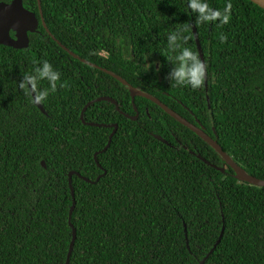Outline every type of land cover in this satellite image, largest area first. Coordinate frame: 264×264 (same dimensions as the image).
I'll return each mask as SVG.
<instances>
[{"label":"trees","instance_id":"16d2710c","mask_svg":"<svg viewBox=\"0 0 264 264\" xmlns=\"http://www.w3.org/2000/svg\"><path fill=\"white\" fill-rule=\"evenodd\" d=\"M22 1L39 25L28 33V47L0 45V264H65L69 171L91 182L71 176L76 237L68 264H198L221 231L203 264H264V186L234 178L206 142L152 101L134 98L135 120L107 101L85 109L86 122L117 124L96 164L93 155L112 126L84 124L80 112L109 96L134 115L128 89L58 46L40 22L37 0ZM39 2L46 28L66 48L201 125L247 173L264 180L262 8L231 0L227 24H197L185 0ZM209 2L222 10L226 0ZM190 23L181 46L198 53L196 35L206 64L195 90L170 85L172 65L164 57L175 55L166 48L167 34ZM44 59L63 83L42 103L46 114L17 88L22 73Z\"/></svg>","mask_w":264,"mask_h":264},{"label":"water","instance_id":"95a60500","mask_svg":"<svg viewBox=\"0 0 264 264\" xmlns=\"http://www.w3.org/2000/svg\"><path fill=\"white\" fill-rule=\"evenodd\" d=\"M251 2H253L254 4L258 5L260 8H262L264 10V0H250ZM37 4H38V9H39V16H40V22L42 24V26L44 27L46 33L52 38V40L56 41L57 45L60 46L63 50L67 51L71 56H73L76 59L81 60L83 63L91 66V67H96L100 70H102L103 72L107 73L108 75L112 76L113 78H115L117 81H119L121 84H123L127 89H128V93L130 95L131 98V102L133 105V110H134V115H128L126 113H123L119 107H118V103L116 100L112 99L109 96H99L97 98H94L90 101H88L82 108L81 112H80V119L82 121V123L90 125V126H103V127H109L112 126V130L109 133L108 136V140L106 145L101 149L98 150L97 152L94 153L93 157L94 160L96 162V164L98 166L99 163L97 161V154L103 152L104 150H106L110 144L111 141V137L113 136V134L115 133L116 129H117V124H112V125H108L105 123H95V122H86L85 119L83 118V113L85 111V109L93 104L94 102H99V101H107L110 102L114 105L115 109L123 114L126 117H129L131 120H135L138 117V111L137 108L134 105V98L136 96H141L143 98H146L150 101H152L153 103H155L157 106H159L165 113H167L168 115H170L172 118H174L177 122H179L180 124H182L183 126L187 127L189 130H191L194 134H196L199 138H201L204 142H206L207 145H209L221 158V160L224 162L225 165L229 166L232 170H233V176L234 178H236L239 181H243V182H247L249 184L252 185H256V186H264V180L263 179H259L256 178L252 175H250L249 173H247L240 165H238L226 152H224L221 148V146L217 143L216 139L212 138L211 136H209L203 129V127L201 125H195L191 122H189L188 120H186L185 118L181 117L179 114H177L175 111H173L172 109H170L167 105H165L164 103H162L158 98H156L155 96L144 92L140 89H138L137 87L132 86L130 83H128L125 79H123L122 77H120L119 75L105 69L102 67H99L97 65H95L94 63H91L89 61H86L84 59H81L80 57H78L75 53H73L72 51H70L68 48H66L62 43H60L58 40H56V38L49 32V30L46 28V25L43 21L42 18V13H41V9H40V2L39 0H37ZM38 25H39V19L36 17V14L25 8L23 5V1L22 0H12L11 4H6L3 2H0V45H4V46H9L15 49H23L28 47L29 45V37H28V33L31 32H36L38 29ZM195 37V42H196V46H197V51L199 53L200 58L203 60V56L201 54V47L199 45L198 39L196 37V35H194ZM35 105V104H34ZM43 114H46L42 104L40 105H35ZM154 138H156L157 140H160L161 142L165 143V144H169L164 138H162L160 135L157 134H153ZM198 158H200L202 161H204L206 164H210L208 161H206L205 159H203L200 155L197 156ZM41 165L44 167V161H41ZM214 168H216L217 170L223 172L224 171V167H217L215 165H211ZM76 174L79 177H82L79 173L74 172V171H69L68 172V184H69V188H70V193H71V197H72V205L70 207L69 210V218H68V222L69 225L71 226L72 230H71V241L69 244V249H68V253L66 256V261L65 264H68V260H69V255L71 253L72 250V246L76 237V231L75 229L72 227L71 223H70V215H71V211L74 207L75 204V200H74V191L71 185V176L72 174ZM104 173V172H103ZM85 181L87 182H91V180H89L86 177H82ZM99 178V176L96 177L95 180H97ZM185 230V229H184ZM222 235V231L219 234L218 239L216 240L215 244L212 246V248L209 250V252L198 262V264H203V262L208 258L209 254L213 251V249L215 248L216 244L219 242L220 238Z\"/></svg>","mask_w":264,"mask_h":264},{"label":"clouds","instance_id":"9594fccd","mask_svg":"<svg viewBox=\"0 0 264 264\" xmlns=\"http://www.w3.org/2000/svg\"><path fill=\"white\" fill-rule=\"evenodd\" d=\"M0 2L11 4L12 0H0ZM185 13L194 16V23L209 24L219 22L227 24L231 18L232 3L226 0L223 9L211 6L209 0H185ZM189 25H176L166 36V48L169 52L175 53L174 57L164 56L172 65L166 78L171 86L190 87L199 89L202 87L205 78L206 64L198 53L191 47L181 46L190 35ZM224 39V37H221ZM151 65L148 67V69ZM147 69V70H148ZM159 71L157 67L155 69ZM41 81H47L48 87H42ZM58 82H61V73L54 67L53 63L44 59L35 64L31 72L22 73V78L17 81V88L27 95L31 103L42 104L50 93L57 90Z\"/></svg>","mask_w":264,"mask_h":264},{"label":"flooded vegetation","instance_id":"af4514ba","mask_svg":"<svg viewBox=\"0 0 264 264\" xmlns=\"http://www.w3.org/2000/svg\"><path fill=\"white\" fill-rule=\"evenodd\" d=\"M121 114V113H120ZM172 136H174V133H172ZM174 139H176V137L174 136ZM167 141V140H166ZM168 142V141H167ZM170 145V144H169Z\"/></svg>","mask_w":264,"mask_h":264}]
</instances>
